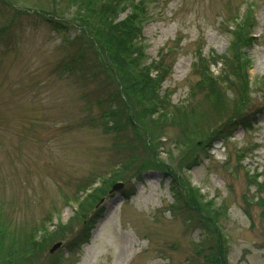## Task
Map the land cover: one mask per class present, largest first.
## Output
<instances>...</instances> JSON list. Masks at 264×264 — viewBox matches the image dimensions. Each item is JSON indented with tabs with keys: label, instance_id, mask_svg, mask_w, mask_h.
Masks as SVG:
<instances>
[{
	"label": "rangeland",
	"instance_id": "rangeland-1",
	"mask_svg": "<svg viewBox=\"0 0 264 264\" xmlns=\"http://www.w3.org/2000/svg\"><path fill=\"white\" fill-rule=\"evenodd\" d=\"M152 1L143 34L148 60L162 62V75L170 71L163 89L149 90L145 99L156 114L140 111L134 131L105 123L100 101L102 86L105 96L109 90L108 68H99L91 48L85 46L82 67L69 64L74 39L83 34L87 43L91 36L82 24V0H0V264L29 258L33 264H206L198 246H209L217 232L210 228L207 240L210 233L197 221L194 226L173 210L174 186L186 189L181 192L201 218L215 219L226 238L227 264H264V205L249 179L264 182V0L253 31L260 38L241 58L249 84L242 102L235 92L245 79L211 60L213 77L199 91L206 77L197 55L223 56L233 47L228 16L242 15L250 0ZM115 13L118 20L126 16ZM53 17L77 27L54 31L46 22ZM144 107L150 108L135 101L133 108ZM242 113L257 116L252 128L234 129L205 152L220 125ZM183 137L198 149L205 144L196 150L199 161L194 148L177 146ZM153 159L165 168L145 170ZM117 182L124 184L113 192ZM125 189L133 190L131 198L124 199ZM91 198L83 213L81 203ZM100 210L99 230L79 250L80 233Z\"/></svg>",
	"mask_w": 264,
	"mask_h": 264
},
{
	"label": "trees",
	"instance_id": "trees-1",
	"mask_svg": "<svg viewBox=\"0 0 264 264\" xmlns=\"http://www.w3.org/2000/svg\"><path fill=\"white\" fill-rule=\"evenodd\" d=\"M82 1L85 4V12L87 13V17L85 18L86 21L82 22V24L85 25L84 32L90 33L91 36L88 34L90 39L87 43L79 38L84 37L83 34L74 39L73 45L77 47V50L74 53V56H72V58L70 59V63H68L71 64L74 69L82 67V63H86L87 60L85 46H89L87 48H91L92 52L94 53V62L98 64L99 68H108V80H104L105 78H103V81L105 84H107V88L109 90H106L105 96L104 86H102L103 95L100 101L101 106L103 107V113L105 114V123L112 122L114 124V128L118 130L120 128L126 127L128 128V130L131 128L132 130L136 131V127L134 126V124L136 123L135 118H137L138 122L141 121V113H143L144 111H149L151 114L153 111V113L156 114L153 105L154 103H149V105H146L145 102L147 100L145 99H147L146 96L148 95L149 90L157 88V90L159 91L164 80L163 75L158 71V68L162 66V63H160L159 66L155 65L154 67L150 66L149 68H146L143 65L146 57L143 49V43L140 37V26L144 19L142 13L140 14L139 12L140 3L135 4L133 0H104V4L99 7L98 5L102 3V1L100 0L97 2H87L86 0ZM117 10L121 13L127 12L126 16L118 20V17L115 13ZM231 21L234 23V27L232 30L227 29L226 32L230 38V41L233 43V47L228 48L223 56H217L218 54H212L208 57H204L202 55L198 56V68L201 67V77H206V79L202 77V88L199 91L204 92L205 88L208 87L205 84L206 80L208 81L213 77L210 70L208 69L210 65L206 64L209 60H211L212 64H221L222 70L225 69L226 71L234 73L232 75H234L235 78L237 76V78L245 79V85L243 89H240L241 91L235 92L237 95H240V101L242 102L243 97L249 94V88L247 89V87H249V84L247 82L248 77L246 71L243 68L241 58L243 56L246 57L245 53L248 52V48L253 42V39L250 37V32L246 31L247 27H250L251 29L253 22L250 12L244 14L242 18H238V15H235L231 17ZM49 23H54L55 25H57V27H61L59 29H62V26H60L56 22H53V19H51V22ZM62 24L65 26V31L70 27H77V25H74L73 22L64 21V23ZM152 71L157 72L155 77H153V75L151 74ZM230 72H227L226 75L228 76V79L232 77ZM99 77L100 76H98V78ZM229 83L228 87L233 91V86L231 85L233 82ZM262 84L264 86V79L262 80ZM209 86L211 87L214 85L212 84ZM112 87H114L113 90ZM235 88L237 87L235 86ZM133 96H135V100L132 99ZM211 96L212 95H210L208 99ZM135 101L142 102V106H149L150 108L144 107V109L142 108L135 110L133 108L135 107ZM222 102H224L223 99ZM169 106L170 105L167 106V110L169 109ZM161 107L162 104L160 103V108ZM197 107L198 105H196L194 109H196ZM140 111L142 112L140 113ZM198 113L199 112H197V114ZM176 115L177 114H175V116ZM243 115L245 114L242 113L236 114L235 116L233 115L227 120L226 123L224 122L220 127V131L218 133H215V137H209L210 139L208 138L209 143L211 142V145L206 146L205 152L212 147V144L214 142L226 141L230 137L234 129L239 127H244L245 129H247V124H249L251 120L255 121V115L253 116L254 119H252V117L249 115H247L246 117ZM141 125L144 128L142 123ZM181 125L182 123L180 124V126ZM134 134L135 133H133L132 135L134 136ZM182 142H184L185 145L188 146V151L191 148L195 149L192 152V155H194L193 157L195 162L199 161V156L196 154V150L198 149V147L194 144L195 142H188L186 137H183L180 141L177 142V146H184ZM204 145L205 144H203V146ZM203 146H201L198 150L203 148ZM149 151L150 149L148 148V153ZM200 152H202V150ZM147 162L148 164L146 165L145 170L147 168H165L160 163L158 164V161L155 159H153V161L148 160ZM151 162L154 165H149V163ZM127 170L128 169H124L125 172H128ZM143 171L144 170H141L140 174ZM168 176L173 177L174 175L170 171L168 173ZM249 179L250 185L256 187V195L260 197L259 200L262 201L264 205V196H262L264 195V182L258 183L254 180V177ZM173 181H175V177H173ZM177 181L179 182L178 179ZM179 185L180 182L176 186ZM189 186L190 184H187L188 192H190ZM173 189L176 191V199L174 202L175 206L173 207L174 211H181L182 213H184L186 215V219H188V222L190 224H193L194 226L196 225L194 223L197 221L200 226H196H198L199 228L202 227L210 233L208 234L207 240H210V236L212 235L210 232V228L213 229L214 227L215 231L217 232L216 235L212 236L213 239L211 238L212 240L209 246L203 245L202 243H200L198 246V249L201 248L202 250V255L205 258L206 264H227L226 256L228 248L226 240L224 236L219 232V230L215 228V225H213L215 223H213L212 221L215 219L213 218V220H209L201 218L202 215L199 212L198 205L195 203V201L189 200L187 195H184L186 189H181L184 194L180 191V187L176 188L174 186ZM131 193L133 192H129L128 190L123 192L125 197L131 195ZM94 199L95 198H91L89 201L86 200L85 202L83 201L81 203L80 208H82L83 213L88 210V207L91 205ZM102 213L103 210L95 212V214L92 216L93 219L91 223L87 220L88 229L90 228V225L98 221V219L103 216ZM80 217L83 219H88L84 214H81ZM88 229L86 228V230H83L80 233V236L77 240L79 241V243L87 239ZM49 241L50 239L46 241V244L50 243ZM25 264L33 263L29 258L26 259Z\"/></svg>",
	"mask_w": 264,
	"mask_h": 264
},
{
	"label": "water",
	"instance_id": "water-1",
	"mask_svg": "<svg viewBox=\"0 0 264 264\" xmlns=\"http://www.w3.org/2000/svg\"><path fill=\"white\" fill-rule=\"evenodd\" d=\"M118 187H119V186H116V187L114 188V190H116ZM59 246H60V244L55 245V246L53 247V249L51 250V252H54L56 249H58Z\"/></svg>",
	"mask_w": 264,
	"mask_h": 264
}]
</instances>
